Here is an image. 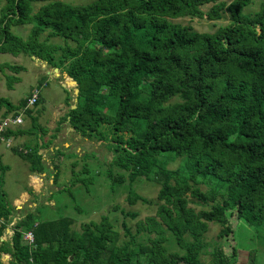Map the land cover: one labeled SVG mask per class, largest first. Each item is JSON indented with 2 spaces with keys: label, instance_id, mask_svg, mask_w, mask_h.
<instances>
[{
  "label": "trees",
  "instance_id": "trees-1",
  "mask_svg": "<svg viewBox=\"0 0 264 264\" xmlns=\"http://www.w3.org/2000/svg\"><path fill=\"white\" fill-rule=\"evenodd\" d=\"M37 3L45 4L35 11ZM211 3L208 12L201 9ZM251 3L95 0L74 6L62 0H5L0 52L34 56L76 81L77 107L68 116L83 136L106 125L114 154L111 187L128 180L129 204H148L134 185L153 182L161 187L163 203L157 218L140 224L149 245L139 243L126 224L130 240L120 244L108 215L78 231L71 217L38 222L33 210L11 226L16 207L0 193V264L4 255L10 256L8 264H205L210 224L222 227L210 264H235V255L220 244L233 234L234 218L253 228L264 247V4L247 16L243 11ZM224 13L231 22L214 33L174 22L216 21ZM24 25L33 26L28 40L10 29ZM52 38L62 42L50 43ZM39 145L26 153L14 150L36 174L48 170ZM176 161L180 166L171 169ZM114 167L122 172L115 176ZM7 168L0 164L3 174ZM72 183L92 182L76 177ZM190 202L207 209L196 212ZM9 226L12 238L1 241ZM170 240L183 252L170 251Z\"/></svg>",
  "mask_w": 264,
  "mask_h": 264
},
{
  "label": "rangeland",
  "instance_id": "rangeland-1",
  "mask_svg": "<svg viewBox=\"0 0 264 264\" xmlns=\"http://www.w3.org/2000/svg\"><path fill=\"white\" fill-rule=\"evenodd\" d=\"M62 1L74 6H85L91 4L95 0ZM233 1L234 0H219V2H225L227 4ZM44 4L45 3L35 4V11H38ZM263 4L264 0H252V3L244 9L243 13L247 16H252L261 10ZM4 5L5 0H0V11ZM213 5L214 4L211 3L203 6L201 9L204 12H208ZM174 22L181 23L185 26H192L193 29L199 33H214L220 27L229 25L231 18L228 13H224L223 18L216 21H211L208 20L207 17H204L201 19L182 18L174 20ZM32 27V25L12 26L10 29L14 35L28 40ZM46 37L47 34H44L41 41ZM49 42L61 43L62 41L57 38H52ZM11 67L16 69H12ZM66 80H68V78L65 77V73H60V76L56 75L54 69L45 61L34 58V56L20 55L14 57L10 54H3L0 52V105L2 108L0 109V119L3 118L2 115L6 110L10 112V115L13 114L12 112H22V114H24V119L28 120V125H30V123L35 125V129L32 132L37 133L41 128L48 127L51 121L50 119L53 117V111L60 108L61 105H63L61 110H64L66 115L67 113L70 115V113L75 110L73 108L76 103L73 102L72 105H70L72 96L74 97L75 95L73 92L71 96L66 88L73 91L74 86L67 84ZM35 90H38L39 102L29 106V112L25 113L22 107L24 106L23 101L27 100L29 102ZM73 99L75 100V97ZM68 115L58 121L64 122L63 124L58 123L57 128H63L65 131L62 133L68 132L67 136L71 138L72 142L70 151L59 157L61 160L57 165V171L54 169H52L50 173L47 171L45 176H41V174H43L42 172L41 174L35 173L34 176H37V178L34 181L29 177V175L32 174L30 173L29 162H26L14 152L15 149L23 153L29 151V149L25 148V144L27 143L26 137H14V139L10 141L12 144L10 148H7L4 143L0 142V164L9 167L4 171V174L0 171V193L4 192L7 200L13 204L16 199L20 198L23 192L29 189L31 193H29V190L26 192L29 194L27 200H21L17 205L20 206V211H29L31 208L36 207L34 210L36 212V221L38 222L71 217L74 219L73 228L80 231L84 223L91 221L99 222L102 216L108 215L119 233L120 244L130 240L124 228V224H126L132 235L137 237L139 243L142 242L149 245L146 240L148 238L147 231L139 232L140 224L145 222L147 218H157L158 208L163 203L158 200L161 187L156 183L145 180L136 183L134 185L135 192L150 200L151 203L143 204L142 202H138L136 205H130L127 199L129 195L128 180H126L124 184L111 187V183L113 182L110 180V162L113 161L114 154L108 142L111 134L107 135L105 133L108 132L105 129L106 125L98 129V132L93 134V136H83L74 130L69 119L70 116ZM65 122H70V125H65ZM23 126H21V128ZM66 127H68V130L65 129ZM98 133L99 136L97 135ZM100 133L104 135H100ZM107 137L108 140H106ZM4 149L6 152L2 153ZM55 153L47 155L48 159L52 161L47 165L48 170L50 166H54L56 160ZM179 166L180 161H176L170 164L169 167L175 169ZM86 168L87 171L83 172ZM113 169L115 170V176L122 172V170L116 167ZM2 175H4V179L1 180ZM54 177L57 180L55 182ZM76 177L87 179L92 183H88L87 185H74L72 181ZM202 188L204 190V187ZM63 189L66 190L62 191ZM189 199L192 200L190 196ZM189 207L194 208L196 212H199L201 209H207L194 202H190ZM77 209L84 210L85 212H80ZM24 213L25 212L21 215L22 217L26 214ZM128 214H136L137 216L132 217ZM240 225L242 228L240 227L237 229L239 235L241 231L246 229L248 237L252 235L255 236L253 228L249 229L246 222L241 221ZM237 226L238 225H236V227ZM233 228L235 231V226ZM221 230L222 227L220 225L210 224V231L207 234V241L211 243L208 248L209 254L202 256V260L205 264H210L212 261L210 253L213 252L214 246L219 243L218 235ZM11 235L12 232L6 233L1 238V241L2 239L8 241ZM151 237H156V234H151ZM229 238H231V235ZM255 242L256 244L258 243L256 240ZM220 244L223 249H226H224L225 253H231V243L227 241V238L222 239ZM167 246H169L170 251L183 252L172 240H170V244H167ZM259 246H261L260 250L263 251L264 247L261 244ZM260 255L264 256V253L260 252ZM260 255L257 256V264H264V258ZM9 261L10 256L2 257L3 263L8 264Z\"/></svg>",
  "mask_w": 264,
  "mask_h": 264
},
{
  "label": "crops",
  "instance_id": "crops-1",
  "mask_svg": "<svg viewBox=\"0 0 264 264\" xmlns=\"http://www.w3.org/2000/svg\"><path fill=\"white\" fill-rule=\"evenodd\" d=\"M66 89L69 91L71 96H72V93L74 92V95H75L74 97H76L75 89H73V91H71L68 88H66ZM74 97L72 96V99L70 101L71 102L70 105H72L73 102L75 103V100L73 99ZM28 107H29L28 103L25 107H23L24 108L23 111L25 113H26V109H28ZM61 108H63V105H61L60 108H57L56 110L53 111V113H52L53 117L51 116L52 118L50 119L51 121H50L48 127H43V129L41 128V130L37 133L32 132L35 129V125L33 123H30V125H28L27 119H24V123H25V125L23 126L24 128L20 127V128L16 129V131L17 130L22 131L21 133H18L17 137H19V138L20 137H26V139H27V143L25 144V148L30 149V148L35 147L36 143H40L39 149H38V154L42 155V157H43L42 162L46 167H47V165H49L52 162L48 159V157H47L48 154H50V153L53 154L56 152L55 153V155H56L55 159L56 160L54 162V166L57 167V165L59 164V162L61 160L59 157L62 154H65L68 151H70L71 146H72L71 138L67 136L68 132L62 133L65 130H63V128L62 129L57 128L58 123L63 124V122H64V121H62V122H58V121L60 119L64 118L65 116L67 117V115H68V113L66 115L64 113V110L62 111ZM0 109H2L1 106H0ZM12 113L13 114L10 115L8 113V111L6 110L4 112V114L2 115L3 118L0 119V122L5 120V119L12 118L15 116H21L22 118H24V116H23L24 114H22V112H20V113L19 112H17V113L12 112ZM65 125H70V122L69 123L65 122ZM65 129L68 130V127H66ZM61 149H63V150H61ZM3 152H6L5 149L2 150V153ZM54 166H50L49 170H47L48 173H50V171L52 169H54ZM46 172H45V174L40 173L41 176H45ZM30 173H32V172L30 171ZM34 174L35 173H32L29 175V177H31L33 181L36 180V178H37V176H34ZM37 174H39V173H37ZM31 184H33V183H31ZM26 192H23L21 194L20 198L16 199L12 204L14 207H16L17 212L13 215V222L11 225H15L17 223V221L21 219V217H22L21 215L23 214V212H25V213L28 212L25 210L20 211L21 210V209H19L20 206L17 205V203L21 202V200H25V201L27 200V198L29 197V194ZM34 205L37 206L36 204H34ZM35 208H31L29 211H33ZM231 223H232V226H235L236 229L233 232V234H231V238L227 237V241H230V243H231L230 244V252L231 253H229V254L235 255V264H257V256L260 255V252L264 253V250L263 251L260 250V247H261V246H259L260 244H258V243L256 244V242L254 240L255 236L252 235L251 237H248V232L246 231V229L241 231L240 235L238 234L239 232L237 231V229H239L240 227L242 228V226L240 225V223H241L240 221H237L234 218L233 220H231ZM236 225H238V226L236 227ZM9 232H12V235L9 238V240H10L14 234L13 229L10 226L6 229L4 235L6 233H9ZM2 240H4V239H2ZM4 256H8V255H4ZM260 256L264 258L263 255H260Z\"/></svg>",
  "mask_w": 264,
  "mask_h": 264
},
{
  "label": "built area",
  "instance_id": "built-area-1",
  "mask_svg": "<svg viewBox=\"0 0 264 264\" xmlns=\"http://www.w3.org/2000/svg\"><path fill=\"white\" fill-rule=\"evenodd\" d=\"M38 100H39L38 90H35L28 105L29 106L35 105L38 102ZM23 125H24V119L21 116H15V117L8 118V119L1 121L0 122V142L4 143L7 148H10L12 146V144L10 143L11 139L7 138L5 136V133H7L9 130H15L16 128L21 127ZM26 239L32 243L34 241V237L32 233L27 234Z\"/></svg>",
  "mask_w": 264,
  "mask_h": 264
},
{
  "label": "water",
  "instance_id": "water-1",
  "mask_svg": "<svg viewBox=\"0 0 264 264\" xmlns=\"http://www.w3.org/2000/svg\"><path fill=\"white\" fill-rule=\"evenodd\" d=\"M34 58H35V57H34ZM54 72H55L58 76H60V74H59V69H57V68L54 69ZM65 77L68 78V80H66V83H67V84H71V85L74 86L75 93H76L75 103H77V96H78V94H79L78 84H77V82L74 81L73 79H70V80H69V76H68V74H66V73H65ZM76 107H77V105L75 104V107H74L73 109H76Z\"/></svg>",
  "mask_w": 264,
  "mask_h": 264
},
{
  "label": "clouds",
  "instance_id": "clouds-1",
  "mask_svg": "<svg viewBox=\"0 0 264 264\" xmlns=\"http://www.w3.org/2000/svg\"><path fill=\"white\" fill-rule=\"evenodd\" d=\"M29 103V102H28ZM24 119V118H23ZM18 128H20V127H18ZM17 129V128H16ZM16 129L14 130V131H16ZM11 131H13V130H11ZM11 140H13L14 139V137L13 136H11V137H9ZM29 234V233H28ZM27 235V234H26ZM26 238V237H25ZM27 240V239H26ZM27 241H29V240H27ZM30 242V241H29ZM31 243V242H30Z\"/></svg>",
  "mask_w": 264,
  "mask_h": 264
},
{
  "label": "bare ground",
  "instance_id": "bare-ground-1",
  "mask_svg": "<svg viewBox=\"0 0 264 264\" xmlns=\"http://www.w3.org/2000/svg\"><path fill=\"white\" fill-rule=\"evenodd\" d=\"M66 85V84H65ZM68 87V86H67Z\"/></svg>",
  "mask_w": 264,
  "mask_h": 264
}]
</instances>
